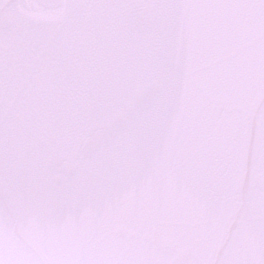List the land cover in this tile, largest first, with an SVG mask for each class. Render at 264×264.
I'll return each instance as SVG.
<instances>
[{"label": "snow or ice", "instance_id": "snow-or-ice-1", "mask_svg": "<svg viewBox=\"0 0 264 264\" xmlns=\"http://www.w3.org/2000/svg\"><path fill=\"white\" fill-rule=\"evenodd\" d=\"M0 264H264V0H0Z\"/></svg>", "mask_w": 264, "mask_h": 264}]
</instances>
